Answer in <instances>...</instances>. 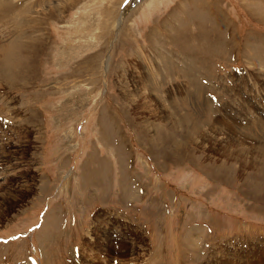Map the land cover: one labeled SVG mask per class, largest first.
Returning a JSON list of instances; mask_svg holds the SVG:
<instances>
[{"label":"rangeland","instance_id":"rangeland-1","mask_svg":"<svg viewBox=\"0 0 264 264\" xmlns=\"http://www.w3.org/2000/svg\"><path fill=\"white\" fill-rule=\"evenodd\" d=\"M199 1L0 0V264H264V0Z\"/></svg>","mask_w":264,"mask_h":264},{"label":"bare ground","instance_id":"bare-ground-1","mask_svg":"<svg viewBox=\"0 0 264 264\" xmlns=\"http://www.w3.org/2000/svg\"><path fill=\"white\" fill-rule=\"evenodd\" d=\"M201 1V2H200ZM198 4H201L202 3V0H200ZM253 2V1H252ZM188 3V2H187ZM246 3V2H245ZM249 5H250V2L248 1ZM254 4V3H253ZM256 4V3H255ZM202 5V4H201ZM248 5V4H247ZM245 6V5H244ZM258 5L255 6V9L253 7H251V9L255 12L258 11V13L256 12L258 20L259 19H264V8L263 6L261 7H257ZM247 7V6H246ZM122 20H123V17H122ZM116 22V21H115ZM121 25V24H120ZM118 26V25H117ZM176 31V30H175ZM217 46V45H216ZM27 47V46H26ZM220 47V46H219ZM214 48V47H213ZM215 49V48H214ZM9 50V49H8ZM23 52L25 51V47H23ZM30 51L35 53V47L32 46L30 47ZM20 52V51H19ZM214 52V51H213ZM8 53V52H7ZM22 53V52H21ZM25 53V52H24ZM6 55V54H5ZM8 55V54H7ZM26 56L27 54H23L22 56H20V53L18 54V59H17V63L19 61V63H21V66L24 64L25 67H28V64L30 63V61L26 60ZM142 57L144 58V63H139L138 65H136L134 68L135 70V73L136 71L141 70L143 71V73H149L151 75H156L158 73V68L155 66V64H159L160 65V62L159 60L155 59V56L151 53L150 56L146 55L144 56V54L142 53ZM186 57V56H185ZM188 57V56H187ZM190 57V56H189ZM4 58V56H3ZM186 59V58H185ZM189 59V58H188ZM192 59V58H191ZM161 60V59H160ZM146 62V63H145ZM16 63V64H17ZM147 64V65H146ZM15 65V64H14ZM146 65V66H145ZM195 65V64H194ZM158 66V65H157ZM170 67V66H169ZM178 72V71H177ZM142 73V72H141ZM15 75V74H14ZM125 76V75H124ZM124 76L123 74H121V77H120V80L121 82L124 80ZM135 76V75H134ZM31 77L30 73L26 72V75L23 77V78H29ZM136 77H133L132 79H134L132 82V85L131 86V90H127L125 91V97L129 100L128 103L130 102L132 105L133 103H136V105H133L135 107V109L138 111V113H141L143 111H148L150 113V115L152 114L153 118L154 116L156 115V117H160L161 114H165V113H168V114H171L172 116L175 114L178 113V110L174 107V105H172V101L175 100L176 98H179L181 97L182 95L179 93L180 90H176V89H173L171 91H169V94L166 96L167 98L164 99V101L162 103L166 104L167 102V107L164 105L162 106L157 100H158V94L157 96L153 94H150L148 89H149V86L147 85L148 82H146L145 80H147V75L146 77H143L141 79V77H138V79H135ZM131 79V80H132ZM128 82V81H127ZM126 82V83H127ZM129 85V84H128ZM128 88V87H126ZM178 89V88H177ZM192 89V88H191ZM185 93H188L187 90H184ZM167 94V93H166ZM196 96V94H195ZM125 98V99H126ZM163 99V98H162ZM135 100H139L140 103H137ZM162 101V100H161ZM177 102V100H175ZM153 102V103H152ZM154 102H157V103H154ZM175 103V102H174ZM160 107L164 108V110L166 109V112L165 111H162L160 109ZM140 111V112H139ZM177 111V113H176ZM145 119V118H144ZM155 120V119H154ZM142 122H146V120H142ZM9 130V129H8ZM158 130V135L161 136V137H170L168 134H164L163 135V131H161V129H159V125L157 126V129ZM1 137H4V136H1ZM1 141V139H0ZM2 142V141H1ZM195 142V141H194ZM182 143L179 145V146H176L175 149L173 150H170L166 147L165 145V142L162 140V139H157V140H153L152 141V146L153 148L150 149L151 153L153 151H157V150H161L162 153H166L165 151H167L169 154H171L173 157H179L181 156V149L180 148H183L182 146ZM9 148V147H8ZM185 152V151H184ZM187 153V152H186ZM155 157V156H154ZM180 158H176L175 160H179ZM1 166V165H0ZM6 174V173H5ZM4 174V179H0V182H6L5 179H6V175ZM83 176L84 173H81ZM133 178V177H132ZM2 180V181H1ZM84 180V179H83ZM106 186V185H104ZM22 197V196H21ZM99 217V216H98ZM105 220V219H104ZM100 222V221H99ZM100 224V223H99ZM98 224V225H99ZM102 226V224H101ZM100 226V229H101V233H106V231H104L103 227ZM94 227V226H93ZM106 227V226H105ZM112 227V226H111ZM107 228V227H106ZM99 229V230H100ZM91 233V232H89ZM109 233V232H108ZM88 234V233H87ZM96 234V233H95ZM107 235V234H106ZM103 237H105L104 234H102ZM188 237V236H187ZM90 239L92 237H89ZM106 239V238H105ZM104 239V240H105ZM94 240V239H93ZM107 240V239H106ZM187 240V239H186ZM95 242V240H94ZM100 243V242H99ZM108 243V242H106ZM95 244L98 246L99 244H97L95 242ZM107 247H110L112 246V242L111 243H108V244H105ZM105 246V247H106ZM71 257L72 259L74 258L73 254H71ZM76 259V258H75ZM74 260V259H73ZM77 261V260H76ZM69 264H71V262H69ZM93 264V263H92Z\"/></svg>","mask_w":264,"mask_h":264}]
</instances>
